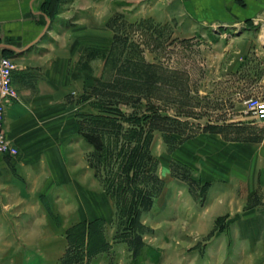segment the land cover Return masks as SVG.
Instances as JSON below:
<instances>
[{"label":"rangeland","instance_id":"1","mask_svg":"<svg viewBox=\"0 0 264 264\" xmlns=\"http://www.w3.org/2000/svg\"><path fill=\"white\" fill-rule=\"evenodd\" d=\"M50 4L63 36L75 27L63 47L76 129L63 142V204L45 205L63 264H264V193L173 154L221 125L250 136L264 29L211 32L179 0Z\"/></svg>","mask_w":264,"mask_h":264},{"label":"crops","instance_id":"2","mask_svg":"<svg viewBox=\"0 0 264 264\" xmlns=\"http://www.w3.org/2000/svg\"><path fill=\"white\" fill-rule=\"evenodd\" d=\"M51 1L0 0V51L14 59L18 94L5 116L18 153L0 154V264H63V243L53 239L60 230L45 205L63 204V142L76 129L70 104L76 88L67 75L73 55L63 47L75 27L63 36V10L52 14ZM179 1L181 13L211 32L264 29V0ZM247 123L250 136L243 135L248 127L221 125L179 142L173 154L189 167L211 165L236 186L247 181L264 193V121Z\"/></svg>","mask_w":264,"mask_h":264},{"label":"built area","instance_id":"3","mask_svg":"<svg viewBox=\"0 0 264 264\" xmlns=\"http://www.w3.org/2000/svg\"><path fill=\"white\" fill-rule=\"evenodd\" d=\"M16 64L12 56L0 51V154L14 157L18 148L8 136L5 116L8 107L18 99L17 90L12 83V72ZM246 111L256 122L264 121V98L252 96L246 99Z\"/></svg>","mask_w":264,"mask_h":264},{"label":"trees","instance_id":"4","mask_svg":"<svg viewBox=\"0 0 264 264\" xmlns=\"http://www.w3.org/2000/svg\"><path fill=\"white\" fill-rule=\"evenodd\" d=\"M162 118L165 119V120H169V117H167L166 115H163ZM167 127H168V126H166V127H164V126L162 127V126H161V129H162V130L168 129ZM168 130H169V129H168Z\"/></svg>","mask_w":264,"mask_h":264}]
</instances>
